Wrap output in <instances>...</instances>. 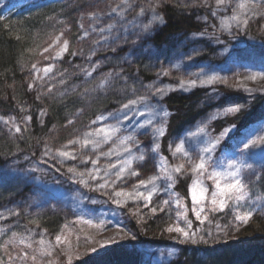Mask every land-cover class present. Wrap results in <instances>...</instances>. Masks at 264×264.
I'll use <instances>...</instances> for the list:
<instances>
[{
  "label": "rangeland",
  "instance_id": "rangeland-1",
  "mask_svg": "<svg viewBox=\"0 0 264 264\" xmlns=\"http://www.w3.org/2000/svg\"><path fill=\"white\" fill-rule=\"evenodd\" d=\"M39 1L0 0V9L14 6L27 7L29 12L26 10L18 12L14 18L20 21L16 22L19 23L20 30L26 27L24 26L27 22L24 21L25 19L29 18L30 23L35 21V29L32 34L34 38L36 36L35 40H38L37 49H40L41 56L38 53L39 59H36L39 66L43 65L41 63H44L52 52L62 54L57 58L50 59L52 62L47 73H42L39 77L35 76L36 74L30 77L31 92L37 98L59 99L65 95L79 92L78 98L84 100L83 103L88 105L91 100L97 99V96L100 98L115 94L119 100L116 106L122 107L129 101H138L144 97L156 99L154 94L158 89L166 87L163 85L170 86L174 82L170 80L162 83L152 82L157 79L150 83L142 82L140 74L138 75L139 80H135V75L138 73L130 74L122 68L124 63H127L129 67L134 66L131 57L136 54V44L133 46L132 44L139 42L141 36H138L134 42L127 40L129 36L124 42H119L121 37L129 35V32L133 31L144 36L161 22L153 19L152 16L148 21L151 25L147 22L146 26L141 24L138 29L142 13L131 20L126 16L122 20L117 17V13L124 12L123 10L128 11L126 15L131 14L130 10L136 7L141 0H136L137 2L133 0L125 8L123 3L129 0L124 2L115 0L113 6L110 4L107 8L112 6L114 9H118L117 13L111 12V14L96 16L92 22L87 21V25L86 22H82L80 28L83 31L77 32L81 35L77 37L76 41L80 42L78 47L86 48L80 54L78 53L79 49L74 47L75 44L69 42L71 38L68 36V20L55 16L53 12L56 5L44 4L41 5L42 7H36ZM52 1L60 2L59 5L65 2L69 3V0ZM160 1L159 4H161ZM162 1L164 2V0ZM174 1L182 6L205 3L207 6L214 7L215 11L208 18L204 16L200 20L206 24L201 35L216 36L219 45L223 46L217 50L216 59L225 58L224 51L226 53L228 47H233L232 45L237 47L240 45L244 54H251L253 50L249 44L253 42L259 47L257 50V61L259 62L251 66L227 64V60H223L217 67L208 63L207 66H210L211 72L217 71L219 75L226 76L220 84L216 79L218 86H222L221 93H213V88L217 86L216 83L203 82L206 77L204 74L209 71V68L204 65L197 67L192 62V55H194V62L200 60L198 55L202 53L206 45L193 41L198 37L197 34L188 35L184 39L176 36L165 45L164 49L158 48L160 51L158 55L156 53L154 58L150 59L149 57L147 64L151 68L154 67L156 73L164 74L167 78H169L168 75L173 74L181 80L186 88L182 92L190 93L199 86V88H208V94H211L207 102L205 100L193 102V110L197 112L195 118L191 122L181 125L177 130H174L172 126L174 122L171 120L176 117V113L181 112L176 111L180 107L172 110L166 108L161 102H157L151 108L150 106L144 108L145 112L142 107L138 108V112L144 114V119L152 120V125L149 127V132L145 129L137 132L141 134V146L140 149L135 147L137 151L135 156H144L143 162L152 171V177L169 181L166 188L154 193L156 196H152L150 203L142 199L125 200L122 197H116L114 193L117 191L109 185L98 188L97 185L105 184V180L101 181L99 177V171L105 169L108 164H116L113 159H110L111 156L105 155L106 153L96 154L93 152L99 146V141H96L98 146L90 144L87 147H81V145L69 144V141L81 134L82 128H77L78 130H75L74 135L65 144L55 145L45 138L36 141L34 143L35 150L38 152H34L37 155L34 156L36 159H31L30 156L17 160L10 157L9 166L5 168V174L9 175L7 178L9 183H5L4 186L0 185V187L3 186L0 189V194L13 186L16 191L23 188L26 191L24 194L26 197L13 202L4 200L0 204V264H72L73 262L82 264V259L96 257L103 252L110 251L111 247L122 244L136 248L141 254V264H169L175 259L174 255L177 249L179 248L180 251L183 246L204 245L209 242L226 245L229 244L228 242L255 241L264 237V169L262 165L259 168L261 156L258 151L255 154L245 152L243 155L240 152L243 148L242 140L264 137V114L255 120L248 118L251 116L249 114L252 112L256 99L264 95V24L261 29L259 28L256 39L252 38L248 32V27L255 23L256 18H260L264 23V0H223L220 4L217 3V0ZM253 7L256 12L253 11ZM160 8V5L157 10L153 8V12L156 10L160 14ZM238 10L244 12V17L235 18ZM46 14H48L47 21L43 22ZM103 19L105 22H102ZM111 19L116 20L120 25H118L119 29L117 25L112 26V30L109 32L106 24L110 23ZM241 19L251 21V23L244 26ZM226 21L229 22L225 23ZM134 27L136 29L132 30ZM232 28L236 30H228ZM27 32V39H24L28 42L31 34L28 35ZM224 39H229L228 41L231 43H226ZM116 41L120 43L118 46ZM65 42H67L66 51L64 50ZM127 42H130L128 45H131L132 48L130 46L128 52L125 50L120 55L123 58L122 60L119 57L118 60L121 65L119 64V67H116L117 65L108 66L107 63L112 60L114 54L122 52L121 48H114ZM34 44L32 43L30 46V53L36 49H33ZM58 46L59 48H57ZM168 46L171 48L169 51L167 50ZM73 47L76 53L70 51ZM56 48L58 51H55ZM124 54H126L125 57H122ZM67 57L68 59H66ZM153 59L157 63L151 64ZM74 76L77 81L71 83ZM252 76H255L256 79H250ZM213 77H218V75H210L207 78L214 79ZM191 81H195V83L193 84ZM143 86L145 90H143ZM221 94H231L233 97H227L224 100ZM158 98L159 96H157ZM229 107H238L239 111L226 112L225 109ZM164 112H167L168 115L164 116ZM28 116V111L24 109L22 116H18L16 112L3 114L0 116V129L11 136L17 135L19 133L16 131L17 127L26 130L31 125V116ZM44 118L45 114L41 112L37 120L44 122ZM73 119L76 117H69L68 124L65 126H69ZM133 119L125 120L126 124L131 125ZM139 119L137 117L135 120ZM92 126H96V124L88 123L86 127L90 129ZM157 128H163L164 135H158L155 132ZM229 128L233 129L232 132L221 137L220 134ZM132 130L136 132L133 128ZM50 132L55 133L54 129H51ZM218 137L220 138L219 143L215 151L210 154L211 157L219 161L221 165H225L227 161L233 159L241 161L244 165L241 168V174L247 184V189L245 200L240 202V206L229 201L223 211H212L210 209L216 207L210 204L211 192L215 190L214 181L208 178V173L212 169H208V173L204 175H198L193 173L192 167L199 162L202 156L208 155L203 152V149L208 147L210 142L216 143ZM154 138L155 141H153ZM89 139L95 141L97 138L92 136ZM155 144H159L157 151H153ZM177 146L182 149L179 153H175ZM64 147L71 149V153L76 151L73 152L76 159L60 157L58 150L65 151ZM184 151L187 152V155H184ZM46 152L48 155H45ZM89 158L95 161L100 159L101 163L99 166L88 163ZM177 163L184 166L183 174L179 176L174 171L172 172V167L175 168ZM70 168L74 171L69 172ZM216 171H224V168L218 167ZM170 175L175 179L174 184L172 180H169ZM186 180L187 183L183 184ZM197 180L202 181L198 184L199 187L208 189L205 194L206 199L203 201L204 211L201 213L203 223L196 218L192 211L193 201L190 189L194 181ZM5 181L6 179L0 178V183ZM181 183L183 187L180 185ZM169 185H171V195L165 191ZM114 189H118V187ZM144 194L147 195V192ZM5 195L6 197L15 196L14 192L12 194L5 193ZM24 196L22 194L21 197ZM177 196L180 199L179 204L176 203ZM115 200H120L121 203L118 204L114 202ZM165 200H171V203L166 205L163 203ZM152 208H156L157 211L153 213ZM161 208L163 211L160 210ZM247 211L253 212L247 223H239L234 219L236 215L244 214ZM46 212L60 215L53 230L43 229L35 221L36 217ZM178 212H186V216H178ZM148 221L156 222V231L159 232V235L164 236L163 240L166 242L164 244L168 245L160 243L155 246L150 243L145 245L141 243L143 238L152 239L151 233L145 228ZM188 222L191 223V228L187 226ZM169 227L184 228L185 231L194 233V236L192 239H187L182 233L169 232L167 230ZM57 236L61 238L59 242L56 240Z\"/></svg>",
  "mask_w": 264,
  "mask_h": 264
},
{
  "label": "trees",
  "instance_id": "trees-1",
  "mask_svg": "<svg viewBox=\"0 0 264 264\" xmlns=\"http://www.w3.org/2000/svg\"><path fill=\"white\" fill-rule=\"evenodd\" d=\"M115 0H69V3H65L66 5H59L60 2L58 1H52V0H40L39 4H33L37 5L36 7L39 8V6L44 4H50V5H56V9L54 10L55 16L63 17L67 22V27L69 28L68 36L71 38L69 42L72 44H75L74 47H77L78 53L80 54L81 51H83L85 48L78 47L80 42H77V37H80L81 34H77V32H82L80 26L82 25V22H92L96 16H101L104 14L117 13L116 11L118 9H114L112 6L114 4ZM125 0H123L124 2ZM133 0L125 1L123 3L124 8L126 5H128ZM136 1V0H135ZM256 1V0H252ZM90 2V3H89ZM137 2V1H136ZM180 2V1H179ZM251 2V1H250ZM126 3V4H125ZM148 4V8H154L157 10L158 6L160 5V14L157 15L162 17L163 22H160V24L150 33L143 35H138L135 31L129 32V35H126L124 37H121V40L119 42H124L125 39L130 40L131 42L135 41L138 36H141L139 42L132 44L135 45V56L131 57L133 60V65L129 67L127 63L122 64V68L125 72H130V74H133V72L138 73L135 75V80H139V74L142 79V82L150 83L152 82H169L174 81L170 86L163 85L166 87H162L161 89H158L157 92L154 94L156 99L152 98H141L138 99L136 105L134 106V109L137 110L138 108L143 109L147 106L150 108L153 107L154 104L157 102H161L166 108L177 109L178 112L176 113V117H173V120L171 122H174L172 126L174 127V130H177L181 127V125L187 124L191 122L194 118L197 112H194L193 102L195 101H201L205 100L206 102L211 97V94H208V88L206 87H200L197 86V88L190 89L194 90L192 92L184 93L182 90L186 89L185 85L181 83V80L178 79L177 76L171 74L168 75L169 78L165 77L163 75H159V73H156L154 71V67L151 68L147 62L149 61V57L154 58L155 54L157 55L160 53L159 49H164L165 45L168 44L174 37H179L180 39H184L186 36L191 34H197L198 37H196L193 41H196V43H204L205 49H203L202 53L198 55V58L200 60L198 62H194V55L193 56V63L198 66H206L209 68V71L206 72L204 75H206L205 79L203 76V82H206L207 84H215L213 88V93H221L220 88L222 86H218L217 81L219 84L223 80V78H226V76H221L218 74L217 71L211 72L210 66L207 64L211 63L215 67L219 66V63H221L223 60H227V64H233L239 63V64H247L253 66L254 63H258V52L259 49L258 44L250 42L249 47L253 50L251 54L249 53H243L242 47L239 45L238 47L236 45H232L233 47H228L226 53L224 51L223 54L226 55L225 58L216 59L217 50L222 45H219L218 39L216 36L210 37V35H201L202 31L206 28L205 22H202L200 20L201 17L208 18L214 11V7L211 5H206L205 3L196 5L192 4H184L183 6L180 5L177 1L174 0H164V2L161 0L159 4V0H141V2L137 3L138 5L136 7H133L130 10L131 14L126 15V10H123L124 12H118L117 17L119 19H125L129 18L130 20L133 19V17L137 18L138 14L142 10L141 8L145 6V4ZM112 5L107 8L108 5ZM183 4V3H181ZM59 5V6H58ZM42 7V6H41ZM59 7V8H58ZM25 6H14L9 7L6 9H0V116H3V114H8L11 112H16L18 116H22V110L28 111L29 116H31V125L26 130H21L17 135L11 136L9 133L2 131L0 129V162H3L2 166L0 167V178L6 179L5 182L0 183V185H5V183L8 182V174H5V168L9 165V158L13 157L17 159H22L25 156H30L31 159H36L37 156L34 152H37L35 150L34 143L38 141L39 139L49 140L52 144L60 145L65 144L68 142L69 138L74 135L75 130L78 128L81 129V134L77 138L83 141L85 139V131L93 133L96 130L100 128L105 129H113V128H119L120 131L112 136L111 139H108L106 142L102 141L100 136H94L97 139L95 141H99L100 144L97 147L95 151H93L96 154H103V153H111L107 156H111L110 159L114 160V163L116 164V168L112 169L109 168V165L105 167V169H101L99 171V177L101 178V181H107L108 184L113 190H116L117 192L122 191L124 193H131L133 196L135 195V191H141V192H147V190L144 187H139L138 189H134V186L139 185L140 180L148 181L150 178H153L151 176L152 171L149 170V168L144 164L143 161L137 160L135 156L136 148L140 149V135L137 132H141V128L138 126L134 127L136 125L137 120H135L137 117L140 119L138 120L140 123H144L146 119H144V115H133V112H129L128 116L129 118H134L132 121V124H126L125 119L123 116H120L119 123L117 119L107 118L104 120L97 121L95 124L96 126H92L90 129L87 128L88 123H92V121L96 120L98 116H104L108 117L110 113L116 112L118 109H121V106H116L117 102L119 100L117 99V95L111 94L110 96H103L97 99H93L89 102V104L83 103L84 100H80L78 97L79 92L76 94H70L65 95L62 98L56 99V98H44L39 99L36 97L34 93L31 92V84H30V77L36 74L35 76L39 77L42 73H47V70L50 69L51 62L50 59L52 57H59L62 55L60 52L49 54L47 56V60L44 63H41L43 65L39 66V62L36 61V59H39L38 53L40 54V49L38 50V40H35L33 37V30L35 29V21L29 22L28 19H25L24 21H27L22 30L19 29V23L20 22L15 20L14 15L18 12L22 11H28ZM45 8V7H44ZM254 8V7H253ZM110 9V10H109ZM120 9V8H119ZM243 10V9H242ZM241 10V12L238 10L236 13L235 18H241L244 17L245 14ZM256 12V9L253 10ZM29 12V11H28ZM48 14H46L43 18V22H45L46 17ZM93 15V16H92ZM51 16V15H50ZM23 21V22H24ZM47 21V20H46ZM144 22H147L143 20ZM151 21V20H150ZM233 21V20H232ZM242 24L244 26L249 25L251 21L249 22L247 20V23H245L244 19H241ZM253 21V20H252ZM102 22H105V19L102 20ZM229 21H226L227 23ZM34 23V24H33ZM81 24V25H80ZM85 24V23H84ZM143 24L139 21V24L137 28L139 29L140 25ZM263 20L260 18H256L255 23H252L250 27H248V32L251 34L252 38L258 37V30L261 29V26L263 25ZM120 25L117 23L116 20H112L111 22L106 24V28H109V32L112 30V26ZM260 28V29H259ZM119 29V28H118ZM136 29L134 27L132 30ZM238 29V28H237ZM230 31L236 30L235 28L228 29ZM26 31L27 34H31V36L28 38L29 41H25L24 38L26 37ZM127 31V30H126ZM251 31V32H250ZM135 32V33H134ZM231 33V32H229ZM79 35V36H78ZM123 40V41H122ZM229 39H224L226 43H231L228 41ZM260 40V39H258ZM36 41V42H35ZM35 42V44H34ZM117 42V41H116ZM32 43L34 44L35 51L33 50L32 53L29 52L30 46H32ZM130 42L124 43V45H121L119 47H115L114 49L121 48L122 52L115 53L112 57V60L106 61L108 66L117 65L116 67H119V57L122 53L128 52L129 47L131 45ZM30 44V45H29ZM120 43L117 42V46ZM111 46V45H110ZM131 46V48H132ZM74 47L70 50L75 52ZM59 48V46L57 47ZM55 49V51H58V49ZM159 48V49H158ZM141 49V50H140ZM171 48L168 46L167 50L169 51ZM38 50V51H37ZM202 50V49H200ZM232 50V51H231ZM231 51V52H230ZM195 52V51H194ZM76 53V52H75ZM69 54V53H68ZM126 54H124L125 57ZM161 55V54H160ZM41 56V54H40ZM152 56V57H151ZM121 58V57H120ZM43 59V58H42ZM68 59V57L66 58ZM123 60V58H121ZM60 60V58H58ZM121 60V62H122ZM229 60V61H228ZM48 61V62H47ZM118 62V64H117ZM112 63V64H111ZM157 61L153 59L151 64H155ZM77 65V64H74ZM121 65V64H120ZM226 65V64H225ZM71 67V66H70ZM72 72H75L74 70H71ZM166 71V70H165ZM228 71V70H227ZM200 73H202L200 71ZM167 75V73L165 72ZM210 75H218V77H213L214 79H208L207 77H210ZM165 77V78H164ZM162 79V81H161ZM211 80L209 83L208 81ZM77 81V78L74 76L71 83ZM76 83V82H75ZM75 87V85H73ZM79 88V86H76ZM189 88V87H188ZM199 88V89H198ZM227 89V88H226ZM142 90V89H141ZM143 90H145L143 86ZM175 90V91H174ZM231 92V91H230ZM189 95V96H188ZM215 95V94H213ZM222 95V94H221ZM219 95V96H221ZM157 96L159 98L157 99ZM227 97H233L231 94L228 95H222V99H226ZM153 101V102H152ZM262 101V102H260ZM262 105H264V95L258 99H256L254 106L252 108V112L249 114L251 115V120H255L259 118L262 114H264V106L262 108ZM25 107V108H24ZM137 107V108H136ZM104 110L102 113L100 111ZM43 112L45 114L44 122L43 120L39 122L38 116L39 114ZM100 113V114H99ZM80 114V115H79ZM28 116V117H29ZM69 117H76V119H73L72 123L69 126H65L67 123V119ZM102 124H99L101 123ZM134 123V124H133ZM99 124V125H98ZM84 127V128H83ZM100 127V128H99ZM132 128L136 130V132H133ZM51 129H54L55 133L50 132ZM77 129V130H78ZM147 132H149V127L145 129ZM77 132V131H76ZM21 133V134H20ZM20 134V135H19ZM127 136H133L136 141H138V144H132L127 141L124 143H121V140L124 137ZM92 137V136H91ZM74 137V140L77 139ZM90 138V137H88ZM72 145V144H71ZM81 145V144H76ZM90 145V144H89ZM136 147V148H135ZM63 150L68 151L71 153V149L68 147H64ZM32 151V152H29ZM76 152V151H72ZM32 153V154H31ZM38 153V152H37ZM142 153V152H141ZM260 154V153H259ZM135 156V158H134ZM261 156V162H259V168L262 165V168L264 169V156ZM126 159H131L132 164L131 168L135 172L138 173L136 176H129L127 172L124 174V179L122 180H116L115 175L113 174L115 171H118L123 161ZM92 161H95L94 159H88V163H92ZM100 159L96 160L95 165L99 166ZM111 163V162H110ZM256 164V163H255ZM113 165V164H111ZM177 165H180L177 163ZM3 169L4 171H1ZM103 173V174H102ZM115 180V183H112V181ZM187 180L184 181L183 184H186ZM100 184V183H97ZM177 184V183H176ZM183 184L180 185L183 187ZM179 185V184H177ZM1 186V187H3ZM99 186V185H97ZM0 187V189H1ZM109 187V188H110ZM115 187H118V189H114ZM2 191V190H1ZM15 194L14 197H9L5 195V193H13ZM26 191L21 188L17 191L13 186L5 191H2L0 194V204L2 201H8L11 200L13 202L14 200H19L21 198L25 199L26 196L24 194ZM23 194L24 197H21ZM123 199H133L129 195H123L120 196ZM116 208V207H114ZM60 215L57 213H43L42 215L36 217L35 221L37 224H39V227L43 229H55ZM160 218V217H159ZM156 222L154 221H148L146 223V230L151 233V238H143L141 240V243L143 245L145 244H153L157 246V244L160 243H166L163 239V235H159V232L156 231ZM159 229V228H158ZM168 243V242H167ZM229 244L222 245V244H216L214 242H209L207 244H199L195 246H183L182 249L179 251V248L176 251L175 259L169 263V264H264V237H262L259 240H238L233 242H228ZM165 246L168 244H164ZM103 255V256H101ZM82 264H141L142 258L141 254L136 250L134 246L128 247L124 244L120 246H114L111 247L110 251L103 252L102 254L96 256V257H87L82 259ZM175 260H177L175 262ZM79 262H73L72 264H78Z\"/></svg>",
  "mask_w": 264,
  "mask_h": 264
},
{
  "label": "snow or ice",
  "instance_id": "snow-or-ice-1",
  "mask_svg": "<svg viewBox=\"0 0 264 264\" xmlns=\"http://www.w3.org/2000/svg\"><path fill=\"white\" fill-rule=\"evenodd\" d=\"M223 0H217V3L220 4L222 3ZM241 7H243V5H241ZM154 19L156 20H160L161 22H163L162 17L160 16H154ZM245 23H247V21H245ZM64 50H67V42H65V47ZM250 79L255 80L256 77L252 76L250 77ZM209 83L211 82V80L208 81ZM191 83H195V81H191ZM137 103V101L132 100L129 101L127 104L122 105L121 109H118L116 112L114 113H110L108 117H104V116H98L96 120L92 121L93 124H95L97 121L100 120H104L107 118H112V119H117L118 123H119V117L123 116L125 120H129V116L128 113L129 112H133V115L139 114L141 116H143V113H137V110L134 109L135 104ZM226 112H237L239 111L238 107H229L227 109H225ZM164 116H167L168 113L164 112L163 113ZM152 125V120L148 119L146 120L144 123H140L139 121L136 122V125H134V127L138 126L141 129H147L148 127H150ZM234 127V126H233ZM232 128L229 129H225L220 136L223 137L229 133L232 132ZM17 132H20L21 129L19 127L16 128ZM120 131L119 128H113V129H105V128H100L98 130H96L93 133H85V139H83V141L81 142V140L79 138L75 139V140H71L69 141V144L75 145V144H81V147H87L89 144H96V146H98V142L93 141L91 139H89L88 137L91 136H100L102 141L106 142L108 139H111L113 135H115L116 133H118ZM155 132L162 136L164 135V130L163 128H157L155 129ZM219 137L216 138V143H209V146L203 149V152L208 154L206 157L202 156L199 160L198 163H195L192 167V171L195 174L198 175H204L206 173H208V169H212V171L210 173H208V178L212 179L214 181L215 184V190L211 192V199H210V204L216 207H212L210 210L212 211H223L227 206L229 201L234 202L237 206H240V202L245 200V196H246V189H247V184L244 182V177L241 174V168L244 166L243 163L239 160L233 159V160H229L226 162L225 165H221L219 161L214 160L211 157V153L213 151H215V148L217 146V144L219 143ZM125 141L132 143V144H138L139 142L135 140V138L133 136H127L124 137L121 140V143H124ZM241 143H243V148L240 150L241 155H243L245 152L250 153V154H255L257 151L264 156V137H257L256 139H248L246 138L245 140H242ZM159 149V144H155V147L153 149V151H157ZM182 149L180 148V146H177L175 153H179L181 152ZM175 153H173L175 155ZM58 154L60 157H63L65 159H76V156L74 153H70L68 151H60L58 150ZM111 153H107L105 155H108ZM45 155H48V153L46 152ZM184 155H187V152L184 151ZM137 160L143 161L144 160V156H138L136 157ZM92 163H96V161H92ZM131 164H132V160L131 159H126L125 161H123V163L121 164L120 168L118 171H115L113 174L115 175L116 180H122L124 179V174L125 172H127V174L129 176H136L138 175L137 172H135L134 170H132L131 168ZM183 165H179L177 167L174 168V172L176 174H183ZM218 167H223L224 171H216V169ZM109 168L115 169L116 165H109ZM74 169H69V172H73ZM95 178V177H93ZM169 179L172 180V183H175V179L170 175ZM154 182H155V178H150L148 181L145 180H140L139 181V185L134 186V189H138L139 187H144L147 190V195L144 194V192L141 191H135V195L133 196V194L131 193H124L122 191L119 192H115V196L116 197H120L123 195H129L131 198L133 199H142L148 203L151 202V198L153 196V194L155 193L156 189L154 188ZM112 183H115V180L112 181ZM202 183V181H194L193 186L191 187L190 191H191V196H192V201H193V209L192 211L195 213V216L198 220H201V213L204 211V207H203V201H205L206 199V193L208 191L207 188L204 187H199L198 184ZM108 184L107 181H105V184H101L98 186V188H104L106 187ZM166 193L171 195V185H169V187L167 189H165ZM114 202L116 203H121L120 200H115ZM164 204H169L171 203V200H165L163 202ZM176 203L179 204L180 203V199L177 196L176 198ZM161 211H163V208L160 209ZM151 211L153 213H155L157 211L156 208H152ZM178 216L180 215H185L186 216V212L185 213H177ZM253 212L252 211H247L244 214H238L234 217V219L239 222V223H247L248 220L252 217ZM206 219V217H205ZM201 222L203 223V220H201ZM189 228H191V223L188 222L187 225ZM169 232H179L182 233L185 238L187 239H192L194 236V233H190L188 231H185L184 228L181 227H169L167 229ZM60 237L57 236L56 240L57 242L60 241ZM193 242H195L193 240Z\"/></svg>",
  "mask_w": 264,
  "mask_h": 264
},
{
  "label": "bare ground",
  "instance_id": "bare-ground-1",
  "mask_svg": "<svg viewBox=\"0 0 264 264\" xmlns=\"http://www.w3.org/2000/svg\"><path fill=\"white\" fill-rule=\"evenodd\" d=\"M66 3V2H65ZM65 3H62V5L64 4V5H66ZM68 4V3H67ZM63 5V6H64ZM142 10L140 11V13L139 14H141L142 16H141V21L140 22H142L143 23V25L144 26H146L147 25V22L149 21V19H150V17H152L153 19H154V16H157V11L156 10H154V12H153V8H148V4L146 3L145 4V6H143L142 8H141ZM143 20H145V21H147V22H144ZM152 22V21H151ZM149 23V22H148ZM150 24V23H149ZM151 25V24H150ZM153 141H155V138H154V140ZM4 162V161H3ZM3 162H0V167L2 166V164H3ZM165 164V163H164ZM9 166V165H8ZM177 166H179V165H177ZM176 166V167H177ZM1 171H4L3 169H1ZM174 171V167H172V172ZM5 172H6V170H5ZM175 173V172H174ZM176 175H181V174H176ZM170 181H171V179H169ZM169 184V181L167 180H165V181H163L162 179L161 180H159V179H156V177H155V182H154V188L156 189V191L157 192H159V191H161V189H164V188H166L167 187V185ZM155 191V192H156ZM153 196H156L155 194L153 195Z\"/></svg>",
  "mask_w": 264,
  "mask_h": 264
}]
</instances>
